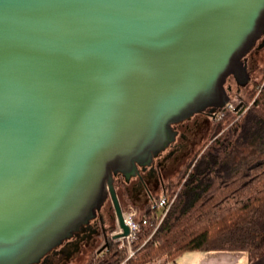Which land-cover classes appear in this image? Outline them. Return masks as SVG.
Segmentation results:
<instances>
[{"label": "water", "instance_id": "water-1", "mask_svg": "<svg viewBox=\"0 0 264 264\" xmlns=\"http://www.w3.org/2000/svg\"><path fill=\"white\" fill-rule=\"evenodd\" d=\"M264 0H0V264H39L113 185L252 82ZM241 105L236 110H239Z\"/></svg>", "mask_w": 264, "mask_h": 264}, {"label": "trees", "instance_id": "trees-1", "mask_svg": "<svg viewBox=\"0 0 264 264\" xmlns=\"http://www.w3.org/2000/svg\"><path fill=\"white\" fill-rule=\"evenodd\" d=\"M247 96L245 102L232 97L234 107L224 109L218 131L179 186L161 195L175 198L163 221L156 208L134 218L140 226L130 241L134 255L127 242L119 249L117 241L86 264H148L193 250L243 251L252 261L264 257V82ZM240 104L245 108L236 111ZM117 230L114 221L111 231Z\"/></svg>", "mask_w": 264, "mask_h": 264}, {"label": "flooded vegetation", "instance_id": "flooded-vegetation-1", "mask_svg": "<svg viewBox=\"0 0 264 264\" xmlns=\"http://www.w3.org/2000/svg\"><path fill=\"white\" fill-rule=\"evenodd\" d=\"M263 53L264 33L246 55L250 73L255 74L259 70ZM229 80L228 86L232 87ZM259 83V76H254L248 87L249 91L255 90ZM218 121L217 117L211 120L201 114H194L175 123L174 141L154 156L148 165L138 166L130 180L119 173L113 175V185L123 212L129 208L134 211L135 217H139L155 209L164 191L183 176L197 150L213 133ZM114 221L115 209L108 196L98 216L70 239L52 249L43 264L88 263L95 255L101 254L110 244L118 241V237H115L117 231H111Z\"/></svg>", "mask_w": 264, "mask_h": 264}, {"label": "crops", "instance_id": "crops-1", "mask_svg": "<svg viewBox=\"0 0 264 264\" xmlns=\"http://www.w3.org/2000/svg\"><path fill=\"white\" fill-rule=\"evenodd\" d=\"M165 264H264V257L252 261L248 253L227 250L187 251Z\"/></svg>", "mask_w": 264, "mask_h": 264}, {"label": "rangeland", "instance_id": "rangeland-1", "mask_svg": "<svg viewBox=\"0 0 264 264\" xmlns=\"http://www.w3.org/2000/svg\"><path fill=\"white\" fill-rule=\"evenodd\" d=\"M261 63H260V68H259V70L255 73V74H252V79H253V77L254 76H259V78H260V83H261V81H263L264 82V53L263 54H261ZM231 83H232V91H231V95H232V97L233 98H235L236 100L235 101H241V102H245V100L247 101L248 100V96H247V94H248V92H251V91H249V89H248V87H250V85L248 86V87H246V88H243V90L242 89H238L237 88V86H236V83H235V81H234V79L233 78H231L230 80H229ZM260 83H259V85H260ZM259 85H258V87L256 88V89H258L259 88ZM239 90V91H238ZM241 90V91H240ZM243 95L245 98H242L241 99V97H240V95ZM232 105V108L234 107V105L233 104H231ZM241 106H240V108H245V107H243V104H240ZM229 108V107H228ZM238 108V107H237ZM239 108V109H240ZM231 109V108H230ZM224 111V110H223ZM236 111H238V110H236ZM224 113L222 112V113H220L219 114V116L217 117V119H219L220 118V116L221 115H223ZM224 116V115H223ZM218 125L216 126V128H214L213 129V133L211 134V136L209 137V139L208 140H205V142L201 145V147L197 150V153H199V152H201L203 149H205L204 148V146L205 145H207V143H209L210 141H211V139L214 137V135L216 134V132L218 131ZM196 153V154H197ZM196 154H195V156H196ZM194 158V157H193ZM183 177V176H182ZM182 177L176 182V183H174L173 185H171V186H173L174 188L175 187H177V186H179V184L181 183V181H182ZM170 187V186H169ZM168 187V188H169ZM172 199V198H171ZM131 209H126L125 211H124V214L126 215V216H130V215H132V214H135L134 213V211L132 210V212L131 213H129V212H127V211H130ZM157 213H158V216H159V218L161 219V215H162V212L161 211H159V210H157ZM140 216V215H139ZM134 218H135V215H134ZM125 243V242H124ZM121 245H122V242H121ZM121 245H119V249H121ZM127 247H129V248H131L132 249V251H133V253H135V251L133 250V248L131 247V246H127ZM123 248V247H122ZM129 254H130V251H129ZM134 255V254H133ZM132 255V256H133ZM166 259H167V257H163L162 259H156V260H154V261H152V262H150V263H148V264H165L166 262H168V261H166ZM166 261V262H165ZM121 264H126V262H122Z\"/></svg>", "mask_w": 264, "mask_h": 264}, {"label": "built area", "instance_id": "built-area-1", "mask_svg": "<svg viewBox=\"0 0 264 264\" xmlns=\"http://www.w3.org/2000/svg\"><path fill=\"white\" fill-rule=\"evenodd\" d=\"M231 104L232 103L230 102L226 108H228V107L232 108ZM219 114L217 115V117L219 116ZM223 115H221L219 119H221L223 117ZM174 199L175 198L171 199L168 196L163 195L160 198V200L157 202L156 209L162 212V215H161L162 217L160 219V223L166 217V215H167V213H168V211H169ZM125 220H126V224L130 228V233L127 236L118 238V241L122 242V245L120 246L121 248L124 247V245H125L124 242H127L128 245L130 246V241L135 237L136 233L138 231H140V226L134 220V214H132L130 216L129 215L128 216L125 215ZM122 232H123V230L120 228V226H118V230H117L116 234H119V233H122ZM129 251H130V256H132L134 254L132 249L129 248Z\"/></svg>", "mask_w": 264, "mask_h": 264}]
</instances>
